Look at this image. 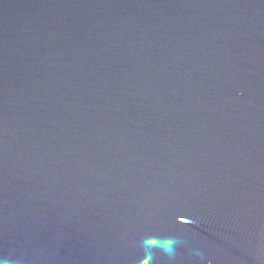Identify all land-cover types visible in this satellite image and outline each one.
<instances>
[{"label":"water","instance_id":"95a60500","mask_svg":"<svg viewBox=\"0 0 264 264\" xmlns=\"http://www.w3.org/2000/svg\"><path fill=\"white\" fill-rule=\"evenodd\" d=\"M0 264H264V0H0Z\"/></svg>","mask_w":264,"mask_h":264}]
</instances>
